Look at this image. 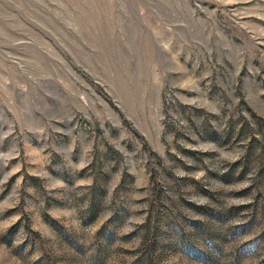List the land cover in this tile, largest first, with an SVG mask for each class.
<instances>
[{"label": "rangeland", "instance_id": "obj_1", "mask_svg": "<svg viewBox=\"0 0 264 264\" xmlns=\"http://www.w3.org/2000/svg\"><path fill=\"white\" fill-rule=\"evenodd\" d=\"M0 264H264V0H0Z\"/></svg>", "mask_w": 264, "mask_h": 264}]
</instances>
